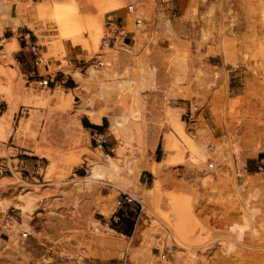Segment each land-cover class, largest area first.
Masks as SVG:
<instances>
[{
	"label": "rangeland",
	"instance_id": "374dc122",
	"mask_svg": "<svg viewBox=\"0 0 264 264\" xmlns=\"http://www.w3.org/2000/svg\"><path fill=\"white\" fill-rule=\"evenodd\" d=\"M45 1L0 0V33L6 37L0 93L20 94L0 156L19 152L8 145L16 123L33 109L29 96L52 88L62 73L72 94L66 109L89 119L81 108L88 101L104 124L93 148L121 164L90 184H75L72 178L88 173L93 153L87 149L80 160L70 157L77 164L68 175L52 167L45 186L0 176V264H264V171L256 167L264 158V0H123L116 16L107 13L101 22L96 52L83 47L66 55L53 33L46 62L38 67L26 41L41 42L31 24ZM94 1L55 0L97 16ZM130 3L136 15L128 12ZM120 21L126 34L105 44ZM94 68L101 75L95 81L89 79ZM72 69L81 70L85 82ZM49 76L50 85H39ZM175 103L184 114L171 121L167 110ZM195 105L199 110L189 120ZM116 121L120 126L113 129ZM135 164V190L123 189ZM28 191L38 208L26 219L29 228L17 205ZM123 193L143 201L117 209ZM170 195L190 205L195 225L188 245L164 221ZM127 206L134 222L125 230L123 218L115 222L112 216Z\"/></svg>",
	"mask_w": 264,
	"mask_h": 264
},
{
	"label": "crops",
	"instance_id": "0c3cea01",
	"mask_svg": "<svg viewBox=\"0 0 264 264\" xmlns=\"http://www.w3.org/2000/svg\"><path fill=\"white\" fill-rule=\"evenodd\" d=\"M116 11L114 9L110 13L113 18L117 14ZM4 39H6L5 35L0 33V50L3 49L2 41ZM40 40L41 42H51L52 35L44 39L40 38ZM41 42H38V44L43 45ZM49 51V46H47V57ZM47 71L49 69H46ZM58 76L56 84L52 88L41 90L40 93L32 97L29 96L28 105L33 107V109L25 113L21 120L16 123L17 129L11 135L10 140L20 150L30 152L38 157L48 158L59 175H68L72 167L77 163H70L66 159L67 155H75L80 160L81 153H85L88 149L93 153L91 157L104 160L101 156V150L98 151L97 147L93 148V141L96 139L95 135L101 131L104 124L102 119L100 123H97L92 121L90 116H88L89 119L84 118L66 109L72 104V94L68 91L71 87L69 84H65L67 78L62 73H59ZM66 102H69V105H64ZM48 105H50L49 108H47ZM19 106V93L7 96L0 93V111L2 112L0 114V140L8 137L10 131L5 127L11 123L12 117ZM183 110L184 106L182 104L175 103L170 105L167 110L168 118L171 121L180 120L184 114ZM90 124L98 125L101 129L90 126ZM28 169L33 170L31 163ZM109 194H111L110 191L105 195ZM132 209L131 206H127V211L122 213V226L125 230H128L129 225L132 226L134 222Z\"/></svg>",
	"mask_w": 264,
	"mask_h": 264
},
{
	"label": "bare ground",
	"instance_id": "6f19581e",
	"mask_svg": "<svg viewBox=\"0 0 264 264\" xmlns=\"http://www.w3.org/2000/svg\"><path fill=\"white\" fill-rule=\"evenodd\" d=\"M94 3L96 4L97 8L100 9V12L97 16H93L92 14L82 15L76 13L70 7L57 4L55 0L41 2L35 8L36 12L34 17L36 20L31 24L32 29L43 39L49 35H52L53 33H58V36L62 41L60 48L62 52L66 53V55L68 54L70 56H75L79 53V51L81 52L83 47L86 49L92 48L93 51L96 52L99 48V42L102 36L101 22H103L107 17L106 14L118 8L123 3V0H95ZM41 44L46 46L49 45L50 47L51 42L42 41ZM12 51L13 49H10L11 53ZM107 69H109V67H107ZM70 73L78 80V82H85L86 79L84 73L81 70L72 69ZM100 78L101 75L99 70L94 68L89 79H93L95 81L99 80ZM81 108L90 115L92 121L97 123L101 122V115L95 113L92 110L88 101L83 102L81 104ZM118 126H120V123L112 122L113 129H117ZM101 156L104 158V160L91 157L88 173L83 177H79L78 179L72 178V181L75 182V184H78L79 181L83 182L84 184H90V182H92L95 177L102 176L104 172H112L113 170L120 168L121 162L118 157L103 153V151H101ZM70 157L75 160L79 159L75 155H67L66 159L69 162L71 159ZM53 163L56 164L55 161H53ZM52 167L54 168L53 164ZM128 171L129 174L127 179L129 180V186L124 185L123 189L134 191L138 181V176L140 174V169L137 167V164H135L128 168ZM20 199H22L23 202L17 203V205L21 209L22 215L25 216L22 225H25L27 228H29L26 219L32 218L33 214L38 210V208L36 207V203L34 202V197L31 191L22 193ZM168 199L169 212L164 215V221L168 228L171 229L172 235H174L176 240H178V242L183 245H188L189 238L194 232L195 225L190 205L188 204V201L183 200L177 195H170ZM141 200L143 201L142 198Z\"/></svg>",
	"mask_w": 264,
	"mask_h": 264
},
{
	"label": "built area",
	"instance_id": "2783aa9c",
	"mask_svg": "<svg viewBox=\"0 0 264 264\" xmlns=\"http://www.w3.org/2000/svg\"><path fill=\"white\" fill-rule=\"evenodd\" d=\"M168 0H161V3H165ZM128 12L132 14H137L135 4L130 3L127 6ZM172 14L174 17H177L178 11L176 9L172 10ZM143 23V18L140 16H136L135 24L136 26H141ZM126 34L122 21L120 23H116V28L113 31V35L108 36L106 42L110 44L111 38H116L119 35ZM26 49L31 54L34 65L40 66L46 61V52L43 48V45L38 44L37 42H27L26 41ZM99 66H104V60H98ZM49 76L48 78H40L37 82L41 86H48L52 83V79ZM199 108L195 105L194 107H190L188 110V118L192 120L197 114ZM9 147L19 150L17 154H10L8 156H0V176H9V177H18L24 183H33L37 185H47L52 181V178H49V171L52 169L51 161L46 157H38L35 154H32L27 151L20 150L16 147V145L9 140ZM33 165V170H29V164ZM209 167L213 168L214 163H209ZM259 171H264V158H261L257 161L256 165ZM18 175V176H17ZM48 177V178H47ZM141 198L136 199L131 196L129 193L121 194L117 199V209L121 208L125 204H132L139 202L141 203ZM114 212L112 218L115 222L122 220V214L119 211ZM23 237H28L29 232L22 231ZM165 257V255H164Z\"/></svg>",
	"mask_w": 264,
	"mask_h": 264
},
{
	"label": "trees",
	"instance_id": "16d2710c",
	"mask_svg": "<svg viewBox=\"0 0 264 264\" xmlns=\"http://www.w3.org/2000/svg\"><path fill=\"white\" fill-rule=\"evenodd\" d=\"M90 126H93V127L97 128V129H101V127L98 126V125L90 124ZM101 130H102V129H101Z\"/></svg>",
	"mask_w": 264,
	"mask_h": 264
}]
</instances>
